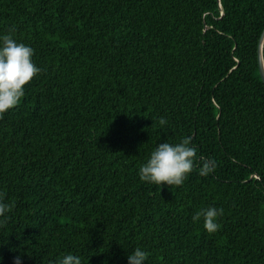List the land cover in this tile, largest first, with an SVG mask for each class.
Segmentation results:
<instances>
[{
	"label": "trees",
	"instance_id": "1",
	"mask_svg": "<svg viewBox=\"0 0 264 264\" xmlns=\"http://www.w3.org/2000/svg\"><path fill=\"white\" fill-rule=\"evenodd\" d=\"M263 30L264 0H0V33L41 68L0 114V264H127L137 246L147 264H264ZM185 136L184 184L141 182ZM208 206L214 233L192 221Z\"/></svg>",
	"mask_w": 264,
	"mask_h": 264
},
{
	"label": "clouds",
	"instance_id": "2",
	"mask_svg": "<svg viewBox=\"0 0 264 264\" xmlns=\"http://www.w3.org/2000/svg\"><path fill=\"white\" fill-rule=\"evenodd\" d=\"M34 49L15 38L12 32L0 33V114L13 110L25 95V86L41 72L34 62ZM161 129L168 124L164 117L158 118ZM197 148L190 136L182 137L178 142L168 140L157 143L147 159L139 165L138 177L141 182L156 186H181L197 166ZM212 160L200 159L198 173L208 176L215 170ZM13 207L0 198V226L8 220V213ZM223 209L214 206L200 208L192 216L193 223L202 222L205 231L216 232L219 217ZM149 252L142 247H135L127 252V264H147ZM13 264H22L20 255L14 257ZM56 264H84L83 258L76 253L67 252L60 256Z\"/></svg>",
	"mask_w": 264,
	"mask_h": 264
},
{
	"label": "water",
	"instance_id": "3",
	"mask_svg": "<svg viewBox=\"0 0 264 264\" xmlns=\"http://www.w3.org/2000/svg\"><path fill=\"white\" fill-rule=\"evenodd\" d=\"M258 65H259V73L264 83V30L262 32V35L258 43Z\"/></svg>",
	"mask_w": 264,
	"mask_h": 264
}]
</instances>
